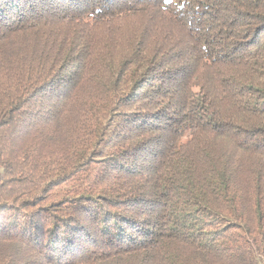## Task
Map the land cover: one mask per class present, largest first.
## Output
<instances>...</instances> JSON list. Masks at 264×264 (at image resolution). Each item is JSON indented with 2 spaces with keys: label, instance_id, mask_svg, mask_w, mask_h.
Listing matches in <instances>:
<instances>
[{
  "label": "trees",
  "instance_id": "obj_1",
  "mask_svg": "<svg viewBox=\"0 0 264 264\" xmlns=\"http://www.w3.org/2000/svg\"><path fill=\"white\" fill-rule=\"evenodd\" d=\"M0 264H264V0H0Z\"/></svg>",
  "mask_w": 264,
  "mask_h": 264
}]
</instances>
